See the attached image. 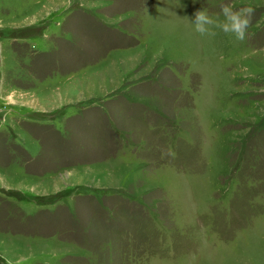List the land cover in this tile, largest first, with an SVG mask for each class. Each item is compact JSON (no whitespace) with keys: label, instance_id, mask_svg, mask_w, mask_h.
Masks as SVG:
<instances>
[{"label":"rangeland","instance_id":"1","mask_svg":"<svg viewBox=\"0 0 264 264\" xmlns=\"http://www.w3.org/2000/svg\"><path fill=\"white\" fill-rule=\"evenodd\" d=\"M0 264H264V0H0Z\"/></svg>","mask_w":264,"mask_h":264},{"label":"clouds","instance_id":"2","mask_svg":"<svg viewBox=\"0 0 264 264\" xmlns=\"http://www.w3.org/2000/svg\"><path fill=\"white\" fill-rule=\"evenodd\" d=\"M219 8L220 11L213 14L205 9L197 10L193 21L190 22L194 32L201 37L214 38L219 30V32L234 37L236 41H246L250 35L248 29L256 9L253 6L236 9L230 3H222Z\"/></svg>","mask_w":264,"mask_h":264},{"label":"trees","instance_id":"3","mask_svg":"<svg viewBox=\"0 0 264 264\" xmlns=\"http://www.w3.org/2000/svg\"><path fill=\"white\" fill-rule=\"evenodd\" d=\"M6 209H11V206H9V208L7 207ZM7 212L9 213L10 210H7ZM142 219H143V224L142 225L140 224V225L144 229L147 228V231H148V232H146V231H144V232L147 235H149L151 240L153 239V240L157 241L159 245L163 246L164 238H163L162 232L157 229L152 218H150L149 215L143 210L140 211V216L138 217V222L140 220V223H142Z\"/></svg>","mask_w":264,"mask_h":264}]
</instances>
